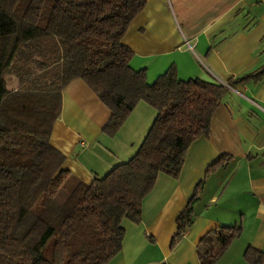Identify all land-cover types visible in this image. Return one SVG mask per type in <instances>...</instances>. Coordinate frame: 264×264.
Wrapping results in <instances>:
<instances>
[{
    "label": "trees",
    "instance_id": "1",
    "mask_svg": "<svg viewBox=\"0 0 264 264\" xmlns=\"http://www.w3.org/2000/svg\"><path fill=\"white\" fill-rule=\"evenodd\" d=\"M145 4L0 0V264L108 263L121 250L122 221L140 222L142 201L159 174L178 177L186 150L208 136L228 88L264 78V65L226 84L179 80L170 66L148 83L144 69L130 66L133 52L122 43ZM7 76L16 88H8ZM74 79L110 111L102 129L108 137L137 104L155 112L136 152L88 184L62 168L65 157L50 144L61 91ZM200 187L176 218L174 238L192 222ZM240 233L236 224L204 236L201 264H214ZM243 257L264 262V252L249 247Z\"/></svg>",
    "mask_w": 264,
    "mask_h": 264
},
{
    "label": "crops",
    "instance_id": "2",
    "mask_svg": "<svg viewBox=\"0 0 264 264\" xmlns=\"http://www.w3.org/2000/svg\"><path fill=\"white\" fill-rule=\"evenodd\" d=\"M122 43L148 83L170 66L179 80L233 82L264 65V0H146ZM154 114L139 103L108 137L102 129L110 111L74 79L61 91L50 144L64 155L62 168L88 184L136 152ZM200 182L192 222L174 238L176 218ZM236 224L240 235L214 264H251L243 257L247 247L264 252V78L228 88L208 136L186 150L178 177L159 174L140 222L122 221L121 250L106 264H201L204 236Z\"/></svg>",
    "mask_w": 264,
    "mask_h": 264
},
{
    "label": "rangeland",
    "instance_id": "3",
    "mask_svg": "<svg viewBox=\"0 0 264 264\" xmlns=\"http://www.w3.org/2000/svg\"><path fill=\"white\" fill-rule=\"evenodd\" d=\"M6 79H7V85H8V87H10V88H13L14 86H17V84L15 83V81H14V79L12 78V77H6ZM145 106H148V105H146L145 104ZM148 108H150L149 106H148ZM152 109V108H151ZM153 110V109H152ZM137 114V113H136ZM136 116H140V115H135V117L134 118H136ZM139 122H141V120L139 121ZM63 189V187L61 188V190ZM60 190V191H61ZM64 194H66V191L64 190L63 191V193L60 195V197H64Z\"/></svg>",
    "mask_w": 264,
    "mask_h": 264
}]
</instances>
